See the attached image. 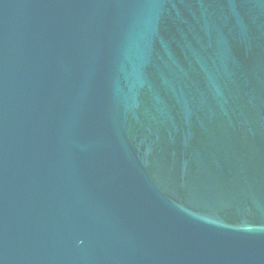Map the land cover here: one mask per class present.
<instances>
[{
	"label": "water",
	"instance_id": "95a60500",
	"mask_svg": "<svg viewBox=\"0 0 264 264\" xmlns=\"http://www.w3.org/2000/svg\"><path fill=\"white\" fill-rule=\"evenodd\" d=\"M0 264H264V0H0Z\"/></svg>",
	"mask_w": 264,
	"mask_h": 264
}]
</instances>
